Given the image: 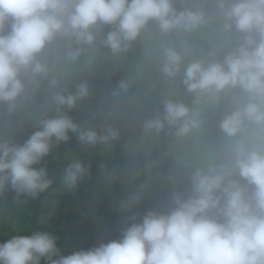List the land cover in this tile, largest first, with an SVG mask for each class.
<instances>
[{"label":"clouds","instance_id":"obj_1","mask_svg":"<svg viewBox=\"0 0 264 264\" xmlns=\"http://www.w3.org/2000/svg\"><path fill=\"white\" fill-rule=\"evenodd\" d=\"M215 5L224 29L235 31L238 42L222 59L189 62L182 83L197 96L229 89L245 95L247 102L219 124L224 134L236 137L245 121L264 125V0H215ZM202 20V12L177 10L173 0H0V103L15 105L25 91L22 74L46 71L38 57L58 35L92 45L108 26L100 42L120 53L151 21L169 32L191 31ZM165 56L162 72L176 77L182 57L173 49ZM128 86L122 81L119 88ZM87 94L88 85L81 83L54 100L71 109ZM162 103L163 115L147 119L146 131L159 132L167 123L184 135L198 126L186 104ZM70 133L85 145L118 138L110 126L81 128L62 111L41 119L22 144L0 141V196L9 188L29 197L47 191L53 180L41 162ZM87 175L86 164L74 158L62 183L71 190ZM189 183L187 193L174 192L163 207L127 217L117 239L63 255L50 232L17 234L0 242V264H264V145L238 140L226 163L195 169Z\"/></svg>","mask_w":264,"mask_h":264},{"label":"trees","instance_id":"obj_2","mask_svg":"<svg viewBox=\"0 0 264 264\" xmlns=\"http://www.w3.org/2000/svg\"><path fill=\"white\" fill-rule=\"evenodd\" d=\"M175 8L184 9L181 6ZM157 29L161 31L159 26ZM164 33L169 39L186 38L190 44L199 43L208 62L224 56L222 52H215L205 37L173 30ZM147 36L146 27L127 48L125 59H107L82 46L73 36L58 35L38 57L46 66V71L36 75L31 72L22 74L25 91L15 105L10 107L8 103H0V141L22 144V136L16 139L15 130L23 134L25 123L29 122L33 132L39 120L61 111L70 115L81 128L92 127L101 131L110 126L118 131L117 139L95 144L96 147L110 145L98 158L91 153L95 145L82 144L77 133H70V138L54 144L51 153L41 162L43 166L47 160L71 151L88 167V175L71 193L61 196L54 209L53 220L58 226L55 234L61 237H57L59 249L61 244H68L77 251L86 250L117 239L127 226V217L137 215L139 218L147 210L161 208L174 192L187 193L190 187L189 176L197 168L178 165L165 154L168 137L161 130L155 131L151 152V158L158 163L150 171L146 155H128L122 150L124 144L135 142L142 135L145 121L155 117L163 109L162 101L167 99L165 95H156V101L152 102L130 80L129 64L134 56L143 54ZM122 81L129 85L126 90L119 88ZM81 83L88 85V94L73 108L68 109L55 102V95L74 93ZM236 93L229 95L228 99ZM174 101L194 107L189 100ZM227 110L225 105L223 110L218 111L216 120ZM215 130L216 162L220 165L226 163L222 155L223 137L218 129ZM92 158L97 167H91ZM3 196L10 200L22 195L18 196L9 188ZM133 196L137 199L133 200ZM37 231H46V228H34L26 235Z\"/></svg>","mask_w":264,"mask_h":264},{"label":"rangeland","instance_id":"obj_3","mask_svg":"<svg viewBox=\"0 0 264 264\" xmlns=\"http://www.w3.org/2000/svg\"><path fill=\"white\" fill-rule=\"evenodd\" d=\"M173 4L175 7L181 6L184 9L203 13L202 22L191 31L174 29V32L183 31L193 36L205 37L215 52H222L224 55L238 42V34L235 31L229 32L224 29V19L217 14L215 0H173ZM157 26V22L147 26L148 42L143 47V54L134 56L129 64L130 80L152 102L156 101V95H165L167 99L189 100L194 107L187 106L191 110V114H194L199 121L197 127L192 128L184 135H177L175 126L166 123L164 129L161 130L168 137L165 154L172 157L178 165H193L196 168L216 166L217 138L215 129H218L219 134L223 137L222 155L225 162L229 159L232 147L238 140H245L249 147L264 145V125H251L250 122L245 121L236 137H229L221 131L219 124L222 118L234 111L238 104L247 102V97L237 89H229L219 94L202 93L199 96L187 92L182 83L183 68L193 60L208 62L202 45L199 43L190 44L186 38L169 39L164 32L158 31ZM108 30V26H104L102 31L97 33V41L94 44L88 45L81 42L80 44L107 59H125L127 50L113 53L110 48L100 42ZM167 49L175 50L182 57L181 72L176 77H168L161 70L166 60ZM235 92L237 93L233 95V98L228 99L229 95ZM225 105L229 110L219 120H216L215 116L218 111L225 108ZM157 114L162 116L163 109H160ZM14 133L16 139L19 140L22 136V140L25 141L32 133L31 123H25L23 134H19L17 130ZM155 135L154 130L146 131L144 127L142 135L135 142H128L122 146V150L128 155L138 153L146 155L149 158V171L158 163L157 160L151 158ZM96 145L91 150L94 158H98L110 147L109 144L98 147ZM74 158H78V156L67 151L45 162L43 167L47 169L53 183L38 198L37 196L22 195L6 200L4 196H0V242L17 234L26 235L27 232L37 227H45L47 232L56 235L55 237L58 239L61 238L55 234L58 226L53 220L54 209L62 199L61 196L73 191L63 185L62 176L64 169ZM94 158L91 159V167L98 166L93 163ZM74 251L77 250L68 244L60 245V252L63 255Z\"/></svg>","mask_w":264,"mask_h":264}]
</instances>
